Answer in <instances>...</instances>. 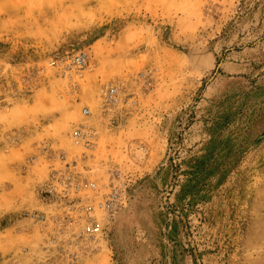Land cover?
<instances>
[{
	"label": "rangeland",
	"instance_id": "374dc122",
	"mask_svg": "<svg viewBox=\"0 0 264 264\" xmlns=\"http://www.w3.org/2000/svg\"><path fill=\"white\" fill-rule=\"evenodd\" d=\"M0 264H264V0H0Z\"/></svg>",
	"mask_w": 264,
	"mask_h": 264
},
{
	"label": "built area",
	"instance_id": "2783aa9c",
	"mask_svg": "<svg viewBox=\"0 0 264 264\" xmlns=\"http://www.w3.org/2000/svg\"><path fill=\"white\" fill-rule=\"evenodd\" d=\"M58 64L63 66L64 68H70V67H76L78 69H85L89 66L90 63V57L87 53H85L82 50H75V51H67L64 52L60 58L57 60ZM113 89L110 88L108 90L109 95L107 96V100L112 98ZM84 115H87L89 111L87 109H84L82 112ZM75 138L78 140L84 141L85 147L91 149L89 146L91 135L86 134L85 130H81L76 133ZM64 157V156H62ZM63 180V190H62V197L66 199L68 195L71 192V189L73 188L74 193H78L81 190V185L74 182L72 186V178L70 176H67L64 178L62 176L61 178ZM91 189H94V184L89 185ZM48 191L54 194V187H48ZM77 204L79 205L77 208H72L74 205H69L68 208H71L72 211H78L79 218L82 220V225L80 226V231L78 232L79 237L87 238L89 240H92L96 238V236L102 234L104 230V226L101 222V220L96 219L94 216V207L92 205H84L82 204L80 200L76 199ZM121 196L117 192V190L113 189L110 194H108L103 200V202L99 203L97 205V210L101 212L102 214L108 216L110 215L118 206L120 205ZM71 203L74 202V200L70 201ZM28 217L32 219H39L44 220V217H38L37 215H28ZM65 219L68 220L70 218H67L65 216L62 220H60V225L63 226V223L65 222Z\"/></svg>",
	"mask_w": 264,
	"mask_h": 264
}]
</instances>
